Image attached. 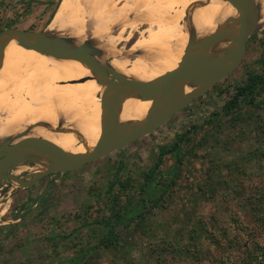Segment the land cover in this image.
<instances>
[{
    "label": "rangeland",
    "instance_id": "1",
    "mask_svg": "<svg viewBox=\"0 0 264 264\" xmlns=\"http://www.w3.org/2000/svg\"><path fill=\"white\" fill-rule=\"evenodd\" d=\"M63 1L0 0V32L53 30ZM89 1L90 33L84 37L93 41L91 35L104 28L105 39L116 37L114 17L128 14L121 8L126 0ZM167 6L171 14L178 10ZM183 20L178 15L177 23ZM136 34L123 30L115 48L130 51ZM136 55L115 61L126 58L131 65ZM250 73L264 75V27L249 37L240 65L155 131L77 169L53 174L54 186L30 216L19 220L32 210L41 188L0 181V264H75L83 250L77 264H257V244L264 246V90L240 97L228 113L223 110ZM175 142L179 150L163 156L142 189L159 149ZM32 165L19 166L14 174ZM127 209V221L116 227L117 245L92 248L106 226L83 225L84 220Z\"/></svg>",
    "mask_w": 264,
    "mask_h": 264
},
{
    "label": "bare ground",
    "instance_id": "2",
    "mask_svg": "<svg viewBox=\"0 0 264 264\" xmlns=\"http://www.w3.org/2000/svg\"><path fill=\"white\" fill-rule=\"evenodd\" d=\"M82 1H63L53 20L57 26L54 31L83 40L85 32H89L86 30V21L91 18L92 11L87 6L92 3L89 0ZM127 1L131 2L130 5ZM252 1L257 11V24L264 27V0ZM171 4L178 9L173 14L167 6ZM109 7L112 11V6ZM121 8L130 13L128 11L125 16L114 17L113 25L118 29L116 37L107 36L105 39L106 30L105 35L103 33L106 28L91 35L95 37L93 42L101 51L99 60L104 62L113 57L108 64L115 70L127 77L146 81L175 68L190 53L188 48L201 38L221 31L231 32L238 26L237 13L226 0H126ZM178 15L184 17L180 24L176 21ZM107 18L111 19L109 16ZM143 24L141 29L139 26ZM126 29L137 31L128 52L122 46L118 49L114 46ZM190 38L194 39V43H190ZM227 42L226 39L212 45L206 52L207 57L223 50ZM3 46L0 63V143L16 140L24 134H33L71 152L90 151L103 122L99 99L103 87L97 83L103 79L93 71L90 73L88 70L91 69L81 61L80 65L71 58L53 57L27 49L18 44V37H10ZM198 50L194 46L191 51ZM133 52L137 54L133 64L128 65L126 58L115 61V58ZM83 77L93 79L59 84ZM189 89L190 86H187L186 91ZM149 104L150 101H141L138 94L123 99L119 124L126 125L143 118ZM41 159L29 168L30 172L41 171L50 165L47 159Z\"/></svg>",
    "mask_w": 264,
    "mask_h": 264
},
{
    "label": "water",
    "instance_id": "3",
    "mask_svg": "<svg viewBox=\"0 0 264 264\" xmlns=\"http://www.w3.org/2000/svg\"><path fill=\"white\" fill-rule=\"evenodd\" d=\"M229 1L237 13L238 26L231 32L221 31L196 41L199 50L182 58L175 68L152 80L127 77L115 70L108 61L99 60L100 50L88 38L78 42L75 37L49 28L43 31H30L8 28L0 32V63L3 59L5 42L12 36L18 37V44L59 58H71L87 65L93 73L102 78L97 83L103 87L99 95L103 122L100 134L88 152H71L46 138L24 134L16 140H4L0 143V181H8L16 188H28L40 178L54 173H66L89 162L101 158L128 143L148 135L165 124L176 112L187 107L193 99L209 91L224 79L241 62L245 54L248 39L258 26L257 11L252 0ZM228 40L223 50L207 57L206 52L217 42ZM190 43L194 39L190 38ZM192 45V44H191ZM92 77L59 82V84L81 83ZM190 86L189 91H186ZM138 94L141 101H150L147 114L132 123L120 125V107L123 99ZM47 159L50 165L38 172H30L29 167L23 174H14L17 167L36 160ZM53 179L44 188L32 208L19 218L22 220L35 212Z\"/></svg>",
    "mask_w": 264,
    "mask_h": 264
},
{
    "label": "trees",
    "instance_id": "4",
    "mask_svg": "<svg viewBox=\"0 0 264 264\" xmlns=\"http://www.w3.org/2000/svg\"><path fill=\"white\" fill-rule=\"evenodd\" d=\"M17 37V36H14ZM262 90H264V75L261 74H253L250 73L247 76V81L244 85L237 86L235 88V93L228 99V101L224 104V113H228L231 108L236 107L239 104L240 97H246L249 95H255L259 94ZM253 97L250 98V102L252 103ZM260 104H257L259 106ZM183 136V135H182ZM181 136V137H182ZM180 137V139H182ZM179 150V142L173 143L170 147H161L159 149V153L156 159V162L148 169L147 173L145 174V181L144 185L142 186V189H147L149 180L151 176L157 171L160 163L162 162V158L165 154L169 152H177ZM179 162H176L175 169L178 168ZM170 184H166V187H168ZM149 189V188H148ZM144 202L139 203V207H144ZM130 210H125V212L121 213L120 211H116L112 213V215L108 218L101 217L96 218L92 222H89L88 220H84L83 225H90V223H96V224H103L106 226V230H104L105 233L99 238L97 244L92 246V248H98V247H104L108 248L111 246L117 245V239L119 237L118 231H116V227L120 224L125 223V219L127 213H129ZM264 218V217H263ZM261 218V219H263ZM132 219V218H130ZM50 239V238H49ZM170 246V244H168ZM91 248V249H92ZM190 251V250H188ZM196 250H191V254L193 255ZM84 253H86V250H83L80 252V256H77L74 258L73 263L77 264L79 263V260L84 257ZM257 264H264V246L257 244Z\"/></svg>",
    "mask_w": 264,
    "mask_h": 264
},
{
    "label": "flooded vegetation",
    "instance_id": "5",
    "mask_svg": "<svg viewBox=\"0 0 264 264\" xmlns=\"http://www.w3.org/2000/svg\"><path fill=\"white\" fill-rule=\"evenodd\" d=\"M242 61V60H241ZM241 63V62H240ZM240 65V64H239ZM54 174H60V173H54ZM44 178L46 179V181H44V182H42V180H44ZM52 179V177H50L49 175H47V176H44V177H42V178H40L35 184H33L32 186H30L29 188L30 189H34V188H36V189H40L41 188V190H40V192L35 196V198H36V200H37V198H38V196L40 195V193L43 191V189L49 184V182H50V180ZM54 186V183L50 186V189L48 190V192L46 193V195L50 192V190H51V188ZM45 195V196H46ZM44 196V197H45ZM26 199L24 200V201H26V200H28V198H29V195L28 196H26L25 197ZM43 200V199H42ZM28 212V211H27ZM26 212V213H27ZM25 213V214H26Z\"/></svg>",
    "mask_w": 264,
    "mask_h": 264
}]
</instances>
